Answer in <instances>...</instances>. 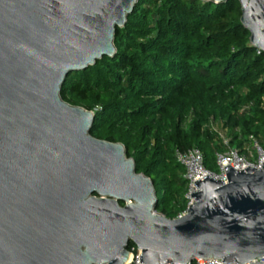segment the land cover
<instances>
[{"label":"water","instance_id":"1","mask_svg":"<svg viewBox=\"0 0 264 264\" xmlns=\"http://www.w3.org/2000/svg\"><path fill=\"white\" fill-rule=\"evenodd\" d=\"M135 2L0 0V264H130L129 241L142 264L264 258V161L197 178L167 217L122 142L92 135L94 111L60 96L68 73L114 54ZM238 2L264 52V0Z\"/></svg>","mask_w":264,"mask_h":264},{"label":"trees","instance_id":"2","mask_svg":"<svg viewBox=\"0 0 264 264\" xmlns=\"http://www.w3.org/2000/svg\"><path fill=\"white\" fill-rule=\"evenodd\" d=\"M239 15L238 0H136L114 27V54L60 86L64 100L94 111L92 135L122 142L167 217L185 205L176 149L198 147L215 170V153L246 152L249 134L264 146V52Z\"/></svg>","mask_w":264,"mask_h":264},{"label":"built area","instance_id":"3","mask_svg":"<svg viewBox=\"0 0 264 264\" xmlns=\"http://www.w3.org/2000/svg\"><path fill=\"white\" fill-rule=\"evenodd\" d=\"M250 147L246 149V152H240L234 146H227L223 150L215 153L216 169L210 170L206 168L202 161V154L198 147L191 146L184 150L176 149L175 158L183 166V177L186 179V188L183 193L185 198L184 208L179 210L172 217L180 216L185 212L186 207L190 204L194 197L190 195V192L196 191V186L193 181L197 178L208 174L214 178L226 181L223 166L229 164L234 169H241L245 166H251L259 168L261 161H264V146H262L254 135H248ZM156 211V210H154ZM158 212V211H157ZM161 213V212H159ZM162 214V213H161ZM128 251L131 253L130 260L134 264H142L139 261L140 249L135 245L131 244L128 247ZM194 264H236L235 261H221L213 258L194 257ZM107 264V263H104ZM166 264V263H165ZM239 264V263H237ZM250 264H264V258H254Z\"/></svg>","mask_w":264,"mask_h":264}]
</instances>
